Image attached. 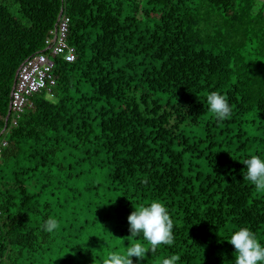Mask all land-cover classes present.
I'll list each match as a JSON object with an SVG mask.
<instances>
[{"label": "trees", "instance_id": "obj_1", "mask_svg": "<svg viewBox=\"0 0 264 264\" xmlns=\"http://www.w3.org/2000/svg\"><path fill=\"white\" fill-rule=\"evenodd\" d=\"M62 11L76 60L55 58L57 85L32 99L0 157V264H103L142 242L128 217L155 199L174 244L133 264H234L240 227L264 242V191L243 164L264 156V4L0 0V127L19 67ZM212 91L229 119L209 110Z\"/></svg>", "mask_w": 264, "mask_h": 264}, {"label": "clouds", "instance_id": "obj_2", "mask_svg": "<svg viewBox=\"0 0 264 264\" xmlns=\"http://www.w3.org/2000/svg\"><path fill=\"white\" fill-rule=\"evenodd\" d=\"M264 4V0H259ZM209 110L218 120L229 119L232 107L225 95L212 91L207 96ZM246 165L244 179L249 181L258 191H264V156L252 155L243 162ZM129 231L131 237H142V242L133 243L123 252L112 251L104 259L103 264H133V257L143 260L147 247L155 250L160 245L172 246L175 241L174 220L164 202L155 199L145 205L135 207L129 215ZM60 227L57 217L49 216L43 230L49 234ZM91 238V237H90ZM228 241L234 245L236 256L234 264H264V242L248 227H240L230 235ZM179 257L175 254L163 259L162 264H176Z\"/></svg>", "mask_w": 264, "mask_h": 264}, {"label": "built area", "instance_id": "obj_3", "mask_svg": "<svg viewBox=\"0 0 264 264\" xmlns=\"http://www.w3.org/2000/svg\"><path fill=\"white\" fill-rule=\"evenodd\" d=\"M70 18L62 11L55 29L45 40V50L32 54L19 67L10 93L5 124L0 127V157L7 146V138L17 127L25 110L32 108V99L44 92L52 93L57 85L54 76L55 58L62 57L68 63L76 60V50L68 42Z\"/></svg>", "mask_w": 264, "mask_h": 264}]
</instances>
